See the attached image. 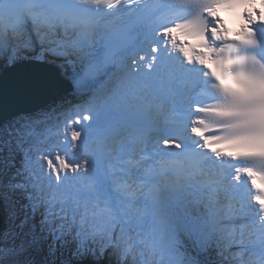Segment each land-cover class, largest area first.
Returning a JSON list of instances; mask_svg holds the SVG:
<instances>
[{
    "label": "snow or ice",
    "instance_id": "obj_1",
    "mask_svg": "<svg viewBox=\"0 0 264 264\" xmlns=\"http://www.w3.org/2000/svg\"><path fill=\"white\" fill-rule=\"evenodd\" d=\"M222 12L236 13L243 21L235 38ZM125 17L129 58L117 95L126 87L146 83L142 71H155L162 61L177 58L189 71L200 70L202 80L194 98L181 109L185 115L178 117L180 123L151 130L159 151L122 145L106 155V165L92 147L90 130L100 125L101 105L107 108L111 103L107 97H89L80 112L73 109L72 116H65L59 143L48 146L51 151L33 142L37 133L32 120L0 133V152L7 150L11 157L5 169L16 168L7 189L22 193L30 210L20 227L39 215L41 231L52 237L53 253L71 237L78 257L111 255L114 264H156L148 245L154 237L145 232L141 218L117 207L110 186L114 180L130 182L133 176L152 181L167 174L182 182L181 187L203 211L190 222L174 220L167 225L163 242L152 245L164 257L161 264H190L181 252L182 233L201 250L222 242L231 245V240L222 241L225 214L220 205L235 198L236 189L245 183L254 190L255 206H247L248 214L264 233V0H164L160 4L147 0H0V59L13 64L24 52L38 47L41 59L79 61L81 56H90L85 50L92 47L93 33L102 31L105 21ZM155 17L158 22L150 25ZM102 71L89 58L74 80L77 90L88 91ZM85 110L92 114L83 116ZM88 121L92 123L85 129ZM17 152L23 156L19 167ZM39 152L43 163L37 172ZM146 167L150 174L144 171ZM213 168L218 171L214 173ZM206 175L211 182L203 179ZM80 179L95 185L96 191L86 193L90 201L81 198L85 193L76 187ZM111 207L117 211L109 212ZM228 207L229 222L246 215L243 208ZM37 241L34 238L32 243ZM245 250L249 255L241 264H264V242L259 249ZM23 251V246L0 247V261Z\"/></svg>",
    "mask_w": 264,
    "mask_h": 264
},
{
    "label": "water",
    "instance_id": "obj_2",
    "mask_svg": "<svg viewBox=\"0 0 264 264\" xmlns=\"http://www.w3.org/2000/svg\"><path fill=\"white\" fill-rule=\"evenodd\" d=\"M52 72L55 70L37 65L13 67L5 72L0 77V118L34 111L54 100L57 96L53 94V86L49 82ZM56 75L52 80L59 77ZM4 228L5 213L0 198V232Z\"/></svg>",
    "mask_w": 264,
    "mask_h": 264
},
{
    "label": "bare ground",
    "instance_id": "obj_3",
    "mask_svg": "<svg viewBox=\"0 0 264 264\" xmlns=\"http://www.w3.org/2000/svg\"><path fill=\"white\" fill-rule=\"evenodd\" d=\"M37 65H38V63H37ZM59 66L61 67V72H62V74L64 76H66L67 73L70 74L71 71H72V69L74 68V66H72V65L69 66V65H66V64H59ZM55 75H56V72H52V75L51 76L54 77ZM46 80H48V77H46ZM59 80H60L59 78H56V82H54V85H57ZM242 257H243V254H242Z\"/></svg>",
    "mask_w": 264,
    "mask_h": 264
},
{
    "label": "trees",
    "instance_id": "obj_4",
    "mask_svg": "<svg viewBox=\"0 0 264 264\" xmlns=\"http://www.w3.org/2000/svg\"><path fill=\"white\" fill-rule=\"evenodd\" d=\"M220 250V248H218ZM207 256L209 255L210 256V264H217V262L215 261V258L213 256V249H207Z\"/></svg>",
    "mask_w": 264,
    "mask_h": 264
},
{
    "label": "rangeland",
    "instance_id": "obj_5",
    "mask_svg": "<svg viewBox=\"0 0 264 264\" xmlns=\"http://www.w3.org/2000/svg\"><path fill=\"white\" fill-rule=\"evenodd\" d=\"M185 238H186L189 242H191L192 249H193V251H195V254L200 255V252H198V251L195 249V246H194V244H193L191 238H190L187 234H185ZM202 252H203V253L206 252V249L202 250ZM187 257H188V256H187Z\"/></svg>",
    "mask_w": 264,
    "mask_h": 264
}]
</instances>
